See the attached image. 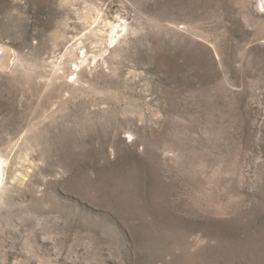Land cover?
<instances>
[{"label":"rangeland","instance_id":"374dc122","mask_svg":"<svg viewBox=\"0 0 264 264\" xmlns=\"http://www.w3.org/2000/svg\"><path fill=\"white\" fill-rule=\"evenodd\" d=\"M0 162V264H264V0H0Z\"/></svg>","mask_w":264,"mask_h":264},{"label":"bare ground","instance_id":"6f19581e","mask_svg":"<svg viewBox=\"0 0 264 264\" xmlns=\"http://www.w3.org/2000/svg\"><path fill=\"white\" fill-rule=\"evenodd\" d=\"M115 36V35H114ZM113 37V36H112ZM114 38V37H113ZM2 181V167H1V162H0V185Z\"/></svg>","mask_w":264,"mask_h":264}]
</instances>
